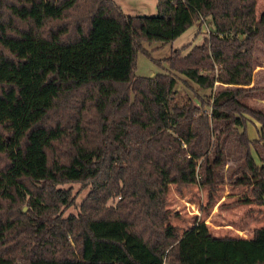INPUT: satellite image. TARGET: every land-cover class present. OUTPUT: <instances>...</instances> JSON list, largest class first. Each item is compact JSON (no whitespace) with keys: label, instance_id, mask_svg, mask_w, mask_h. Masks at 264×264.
<instances>
[{"label":"trees","instance_id":"16d2710c","mask_svg":"<svg viewBox=\"0 0 264 264\" xmlns=\"http://www.w3.org/2000/svg\"><path fill=\"white\" fill-rule=\"evenodd\" d=\"M256 6L157 0L156 15H131L115 0H0V264H264V223L249 238L205 221L180 232L166 208L170 184L216 201L230 140L244 153L234 184L264 205ZM202 17L213 26L203 43L167 55L168 72L136 75L144 42L173 41ZM174 71L219 87L181 104ZM69 182L91 191L64 216Z\"/></svg>","mask_w":264,"mask_h":264},{"label":"rangeland","instance_id":"374dc122","mask_svg":"<svg viewBox=\"0 0 264 264\" xmlns=\"http://www.w3.org/2000/svg\"><path fill=\"white\" fill-rule=\"evenodd\" d=\"M115 1L127 14H157V0ZM263 11L264 0H257V15L260 16ZM212 29L211 19L202 17L173 41L167 43L160 41L144 42V48L150 52L151 56L144 51L138 52L135 68L136 75L155 76L161 72H168L169 65L164 60L167 55L181 48L186 52L189 49L188 44L203 43L204 39L209 37ZM255 55L259 63L264 66V43H258ZM172 73L180 77L176 100L181 104L187 101L200 104L201 98L209 101L219 87L216 84L213 88H202L191 80H188V83H183L181 80L185 78L183 74L177 71ZM255 77V85L264 86V68L258 70ZM251 102L256 106L264 107V95L252 99ZM206 109L210 111V108L206 107ZM245 128L250 138L259 137L258 125L255 121H247ZM227 149L229 151L225 166L221 168L223 177L218 185L216 201L212 205L207 206L209 196L206 187L196 184L181 189L176 184H170L166 204L169 223L180 232H184L197 221H205L209 230L215 236L248 238L252 237L255 228L263 225L264 205L253 200L251 186H237L234 184L235 178L243 171V150L234 140L229 141ZM62 186L71 188L73 195L76 197V204L69 207L65 211L64 216L70 213H78L79 204L88 196L91 186L83 185L80 182H69ZM118 199L119 197H111L108 200V205L114 206ZM24 211H27V206L24 207Z\"/></svg>","mask_w":264,"mask_h":264},{"label":"crops","instance_id":"0c3cea01","mask_svg":"<svg viewBox=\"0 0 264 264\" xmlns=\"http://www.w3.org/2000/svg\"><path fill=\"white\" fill-rule=\"evenodd\" d=\"M264 68V66H262V65H259L257 68H256V70H255V72H254V77H253V84L252 85H255V74L257 73V71L258 70H260V69H263ZM262 226V225H261ZM258 228V227H257ZM256 229V228H255ZM249 238V237H248Z\"/></svg>","mask_w":264,"mask_h":264}]
</instances>
